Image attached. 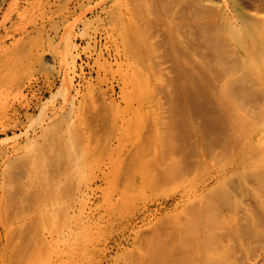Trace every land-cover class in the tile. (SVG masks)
<instances>
[{"label":"rangeland","instance_id":"1","mask_svg":"<svg viewBox=\"0 0 264 264\" xmlns=\"http://www.w3.org/2000/svg\"><path fill=\"white\" fill-rule=\"evenodd\" d=\"M0 264H264V0H0Z\"/></svg>","mask_w":264,"mask_h":264}]
</instances>
